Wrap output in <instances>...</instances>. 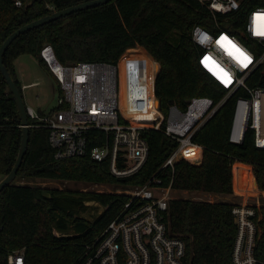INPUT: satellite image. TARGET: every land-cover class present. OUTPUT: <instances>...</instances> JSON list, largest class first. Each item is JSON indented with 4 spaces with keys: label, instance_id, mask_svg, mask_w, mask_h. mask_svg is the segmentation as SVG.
Returning <instances> with one entry per match:
<instances>
[{
    "label": "trees",
    "instance_id": "obj_1",
    "mask_svg": "<svg viewBox=\"0 0 264 264\" xmlns=\"http://www.w3.org/2000/svg\"><path fill=\"white\" fill-rule=\"evenodd\" d=\"M86 0H0V48L6 38L20 26L55 10ZM248 8L264 6V0H248ZM243 11L219 14L222 28L239 35L260 55L264 42L245 36L241 30ZM203 25L219 31L207 5L199 0H110L81 9L35 27L19 35L8 47L4 62L23 91L16 59L22 54L34 55L49 69L41 55L46 43L53 45L63 63L102 61L120 65L124 72L134 60L145 64L139 74L141 84L151 85L149 109L158 110L162 128H149L144 136L149 142L146 162L136 173L119 177L111 171L109 158L98 160L92 148L103 145L112 133L93 128L88 135L89 151L84 155L57 158L49 141V129L30 127L28 150L17 176L76 180L109 184L108 191L45 189L31 183L15 181L0 191V264H9V254L23 250L24 264H85L98 243V237L125 207L131 195L118 188H134L153 177L172 182L177 191H204L232 194L233 165L235 187L240 193L256 191V181L264 189V147L255 144V131L248 129L243 142L234 143L229 131L239 96H250L246 88L234 92L193 135L204 147L201 163L179 160L174 169L164 166L178 146V140L164 131L172 105L185 111L193 96H210L218 103L228 87L202 62L205 49L196 43L192 30ZM136 47H144L145 49ZM145 50V51H143ZM121 60V61H120ZM57 80V79H56ZM250 88H264V60L247 78ZM59 95L63 90L57 80ZM0 175L15 165L22 141L21 117L16 100L0 69ZM122 107L133 113L126 89ZM155 92V95H154ZM157 100H156V98ZM158 101V102H157ZM133 116L148 119V115ZM134 118V119H136ZM122 120H125L122 117ZM35 120L30 118V122ZM256 181L254 178V174ZM96 201L104 210L92 220L82 215ZM231 201H210L191 197H171L166 220L174 235L185 240L192 264H234L233 255L239 224ZM257 236L254 254L257 264H264V207L257 208ZM91 246V248L89 247ZM121 252L120 264H127Z\"/></svg>",
    "mask_w": 264,
    "mask_h": 264
},
{
    "label": "built area",
    "instance_id": "obj_2",
    "mask_svg": "<svg viewBox=\"0 0 264 264\" xmlns=\"http://www.w3.org/2000/svg\"><path fill=\"white\" fill-rule=\"evenodd\" d=\"M199 1L207 5L220 29L215 32L198 24L193 28L192 36L205 49L202 62L228 87V93L218 103L210 96H193L185 111L177 105L171 106L164 131L178 140V146L163 167L171 166L173 169L182 159L197 164L202 162L204 147L193 140L194 133L240 88H246L250 96H239L235 102L229 139L241 143L247 130L254 129L256 146L264 147V88H250L247 83L252 71L264 60V51L257 55L239 35L222 28L218 19L219 14L243 11L242 32L264 42V35L258 30L264 20L257 15L264 13V6L248 8L245 6L248 0ZM16 3L22 4L21 0H16ZM237 48L251 60L241 63L237 59ZM41 55L59 81L63 94L59 95L58 105L49 111L32 105H27V111L29 120H35L30 122V126L49 129V141L56 150V157L86 154L89 151V132L97 128L112 133V138L92 148V156L98 160L109 158L112 173L119 177L139 171L150 149L144 131L163 127L158 110L151 112L147 100L141 102L130 98L128 104L134 114L150 116L148 119L136 118L129 109L125 114L119 65L102 61L63 63L50 43L43 46ZM171 189L172 182L165 185L162 177H153L146 184L134 188H118V192L125 191L132 197L98 237V243L85 264H120L121 252L126 254L127 264H192L185 240L172 233L166 220ZM233 213L239 224L234 264H257L254 254L257 208L250 204H236ZM8 262L24 264V251L10 253Z\"/></svg>",
    "mask_w": 264,
    "mask_h": 264
},
{
    "label": "rangeland",
    "instance_id": "obj_3",
    "mask_svg": "<svg viewBox=\"0 0 264 264\" xmlns=\"http://www.w3.org/2000/svg\"><path fill=\"white\" fill-rule=\"evenodd\" d=\"M145 49L144 47H136L134 49ZM146 50V49H145ZM143 50V51H145ZM121 61V60H120ZM18 67L20 72L23 73V81L25 83L36 82L32 86L23 89V94L27 105H32L36 109H43L49 111L58 105L59 91L57 88V80L50 68L42 66L38 59L32 54H22L18 58ZM120 66V65H119ZM145 71V64L141 60H134L128 69L122 72L121 87L130 92L132 97L136 100L146 101L149 100V92L151 85L141 84L139 81V74ZM263 99V124H264V93ZM238 162L249 164L243 161H236L234 163L238 173L241 171V167ZM234 165H233V187L234 192L232 194H220L204 191H177L171 189V197H191L194 199H205L210 201H231L236 204H250L256 206L258 210L264 207V189L258 186L256 177V191L253 193H240L237 191L234 182ZM2 176L0 175V180ZM16 183H31L37 185L42 189L58 187L61 189H72L81 191H108L114 187L109 184H100L94 182L76 181V180H59V179H44V178H31L28 176H17L14 180ZM89 207L86 211L82 212V215L86 218L93 219L104 210V206L96 201H87Z\"/></svg>",
    "mask_w": 264,
    "mask_h": 264
},
{
    "label": "water",
    "instance_id": "obj_4",
    "mask_svg": "<svg viewBox=\"0 0 264 264\" xmlns=\"http://www.w3.org/2000/svg\"><path fill=\"white\" fill-rule=\"evenodd\" d=\"M108 1H110V0H86V1H83V2H80L77 4L67 6L63 9H60V10H55L50 14H47L45 16H42L38 19L32 20V21L20 26L15 31H13L6 38L4 43L2 44V46L0 48V69H1V72L4 76V78L6 79V81L8 83L10 91L12 92V94L16 100V104L18 106V110H19L20 117H21L23 135H22V141H21L19 154H18V157L16 159L15 165L13 166L12 170L9 173H7L0 180V191L3 188H5L6 186L12 184L14 182L15 178L17 177V174H18L19 169L22 165L25 154L28 150L29 140H30V127H31L29 115H28V111H27V104L25 101L23 91L19 87V85L17 84V81H16L15 77L13 76L12 72L10 71V69L8 68L6 63L4 62V56H5V53L8 49V47L13 42V40L16 39L19 35L27 32V31L35 28V27L41 26V25L46 24L50 21H53V20L58 19L60 17L66 16L72 12H75V11H78L81 9H85V8H89V7H94V6L106 3ZM189 101H190V99H188V102ZM45 195L49 196L50 193L48 191H45Z\"/></svg>",
    "mask_w": 264,
    "mask_h": 264
},
{
    "label": "snow or ice",
    "instance_id": "obj_5",
    "mask_svg": "<svg viewBox=\"0 0 264 264\" xmlns=\"http://www.w3.org/2000/svg\"><path fill=\"white\" fill-rule=\"evenodd\" d=\"M257 15H258V17H259L261 20H264V13L257 14ZM258 30H259L260 34L264 35V24H262ZM233 47L235 48L236 46L233 45ZM236 53H238V55H237V59H240L241 63L246 64L248 61L251 60V57L247 56L246 53H243V51L240 50V49H238V48L236 49ZM234 54H235V53H234ZM226 82H227V81H226Z\"/></svg>",
    "mask_w": 264,
    "mask_h": 264
},
{
    "label": "crops",
    "instance_id": "obj_6",
    "mask_svg": "<svg viewBox=\"0 0 264 264\" xmlns=\"http://www.w3.org/2000/svg\"><path fill=\"white\" fill-rule=\"evenodd\" d=\"M18 58H19V57H18ZM18 58H17L16 61H15V63H16V68H17V72H18V76H19V78H20V80H21V82H22V87H23V89H24V88H28V87L32 86L33 84H36L37 81H36V82H31V83H25V82L23 81V77H24V75H23L22 72H20V69H19V67H18V63H17ZM28 84H31V85L28 86V87H26L25 85H28Z\"/></svg>",
    "mask_w": 264,
    "mask_h": 264
},
{
    "label": "bare ground",
    "instance_id": "obj_7",
    "mask_svg": "<svg viewBox=\"0 0 264 264\" xmlns=\"http://www.w3.org/2000/svg\"><path fill=\"white\" fill-rule=\"evenodd\" d=\"M121 73V72H120ZM121 76H122V73H121ZM121 89H123L122 87H121ZM139 101H141V102H143L142 100H139ZM148 101V100H147Z\"/></svg>",
    "mask_w": 264,
    "mask_h": 264
}]
</instances>
